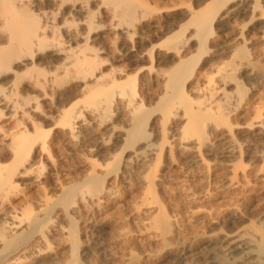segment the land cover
I'll return each instance as SVG.
<instances>
[{
  "label": "rangeland",
  "instance_id": "rangeland-1",
  "mask_svg": "<svg viewBox=\"0 0 264 264\" xmlns=\"http://www.w3.org/2000/svg\"><path fill=\"white\" fill-rule=\"evenodd\" d=\"M210 1L182 0L181 2H184L182 7L179 5L181 4L180 0L173 1V6H171L172 1H166L165 4L159 3L156 5L157 7L153 3L150 5L151 11L146 13V19L144 18V21L136 29L139 30L136 31L137 38L139 36L141 39L142 36V40L138 38L140 40H138V46L140 48L143 46L148 49L149 46H158L160 43L164 46V44H167V42L164 43V37H168L173 31L177 32L180 25L185 29L187 28V30L181 28L183 33L187 31L186 34L184 33L186 47L179 55L177 52H172L167 56L168 62L171 65H164L160 57L150 62V58L146 56L138 63L133 64L131 62L130 65L128 60L125 62L124 59L114 58V56L120 53L119 48L122 45L120 40L111 38L110 35L109 37L107 36L108 34H105V37L100 41L102 47L105 49V55L102 57L109 64L116 68H123L132 77L135 74L134 72L140 69L132 82L135 85L136 94L138 96L142 95L141 100L144 99L143 107L146 111L148 110L147 117H150L148 118L150 121H147L148 125L146 129L153 136L152 142L160 148L163 146V153L161 152L159 162L157 161L158 165L154 161V158L151 157V161L148 163L151 165L145 168H141L139 164L133 165L134 167L131 166L130 171L123 178L120 177L118 172V174L113 172L115 168L113 169L111 164L114 160L113 158H115L114 154H118L119 151L117 148H111V141L108 139L109 130H106L109 129L108 127L111 124L115 127L116 124L117 126L126 125L124 124L125 112L122 113L124 110L121 107H118L119 109L111 108L109 114L113 116L110 115L103 118L100 122L95 121L96 123L91 122L89 115L86 113H84L85 115L83 114V119H88L89 121L91 136L89 135V138L86 136L83 139L86 142L82 140L80 149L78 148L79 152L76 148V150L74 149L70 142L62 138L61 128L57 124L59 118L55 109L60 108V106L63 107L65 105L64 102L67 103L66 99L69 93L72 92L71 90L76 86V83H64V88L62 86L60 90L55 89L57 93L53 87L50 89L48 86L44 91L35 87V91H33L37 95V98L34 103L37 107L33 109L34 111L29 112L24 120L25 122L23 121V124H19L21 126H16L15 120L7 118V113L4 112L3 115H0V127L9 132L12 131L14 133V131L16 132L18 130L31 134L33 133L32 129L38 128L39 126V129L43 128L42 130L44 132L48 131V137L45 141L46 143L48 142L47 144H49L50 148L47 154H41L42 156L40 155V158L37 161L35 160L36 163L18 181L17 187L6 196L7 199L4 198L7 201L5 203L3 202V208L1 207L0 209V231L2 230V234H4L5 232L7 233L8 227L6 225L7 223L9 224L8 217L10 215L13 214L12 216H14L16 214L20 218L19 216L22 214H29L32 208V213H37L41 211L40 209L53 207V205L55 207L53 210L49 208L51 210L48 216L49 222L43 227L45 231L42 229V236L41 234H35L37 235L36 238H39V236L42 237L43 243L45 244L41 242L42 244L35 245L37 249L35 247L33 252H38L35 255H32L31 251L22 256H18L21 259L20 261L18 259L17 264L70 263V243L64 241L53 231L56 224L62 225L65 229L71 226L62 218V210L66 207L71 208H68V212H70L69 216H72L74 223L76 221L74 224L76 227L74 228L76 229L75 234L78 239L76 255L78 264H174L175 255L184 245H187L190 240L197 236L204 237L208 235L209 238L211 237L219 241L217 244L218 247L220 244L225 245L229 241V238L225 239V237L231 236L235 232H247L252 228L253 230L257 228L260 231H258V234L262 232L264 237V70L260 74L261 78L259 77V79L251 82L245 76L247 69L237 68L235 73L236 78L234 77V80L238 81L243 91H245L243 92V97H241L243 100L241 99V102H238V104H236L237 102L234 99L232 100L231 103L233 107H236V111L235 113L231 112L227 116V125L221 123L216 124L215 122L214 126L213 122H208L213 124H209L206 127V130H208L205 132H208L206 134L209 143L214 144L209 150L204 147L197 148L199 145L198 136L192 133V131L190 132L188 128L186 129L187 133L184 131L187 135L185 136L187 137L186 141L185 139L183 140V137H181L183 136L181 126H183L184 120L181 117V112L178 113L180 116L170 117V121L169 119H166V121L164 118L162 119L158 110L153 109L154 103H156L159 93L163 89L164 79L162 78L161 72L163 70L166 71L165 68L167 66L171 67L175 62L185 61V58H192L191 56H195V54L198 56L197 39H195L196 37L191 31V26L186 25V21H178V18L183 14V11H188V6L191 9L198 10V8L201 9L200 7L204 6L205 2L208 3ZM46 2L52 3L51 0H47ZM92 6V9L96 11V5ZM101 8L99 14L98 12L95 13L96 15L94 14L93 20L94 24L99 26L98 30L108 27L110 23V16H108L109 13H106V8ZM48 10L57 13L55 11L56 9L52 6ZM224 15L226 16V14ZM254 16V20H251L249 13H236V16L229 20H225L224 17V19L218 18L219 20L216 19L213 22L211 26L213 32L210 31L212 32V36L209 35L211 37L207 38V46H205L206 49L208 48L209 53L207 52L205 55H202L200 61H198V65L194 67L195 76L189 83L187 91H190L191 94L195 90L201 93L204 89V84L213 78L217 69L222 67L221 64L227 61V59L222 60L214 56L213 49L219 44L233 48L241 47L243 45L242 41L245 42L247 44L245 51L247 54L249 53L248 56H250L252 61H256L264 53V39L262 34L264 32V18L259 12L254 13ZM182 31H180L181 34ZM165 32L166 34H164ZM160 48L159 50H161ZM162 51L163 49L160 54ZM54 54L48 52L42 58L47 56L54 58ZM198 59L199 57H196V60ZM170 61L174 62L171 63ZM46 65L44 67L46 66L47 70L48 68H51L50 71L54 70L52 69L54 68L53 64ZM106 69H108L107 65L103 70ZM160 70L162 71L160 72ZM233 85L226 88L228 94H232L234 91ZM190 93L189 97H193L191 99L194 100V106L209 100V96L205 94L206 91L195 97ZM59 94L60 96H58ZM83 99L81 95H77L75 101L79 106H82ZM79 100L82 101L79 103ZM233 107L231 105V108ZM122 116L124 117L122 118ZM18 120L21 119L19 118ZM214 127L218 129L216 130L217 134L231 132L230 134L232 135L231 137L235 148L234 155L231 158L225 159L220 156L219 153L225 148V145H221L219 143L220 141L212 133V130H215ZM96 141L104 143L99 152L96 151V154L93 155L83 150V146H92ZM2 143L3 138L2 134H0V148ZM2 156L7 160L9 158L6 152H3ZM122 156L125 158V153ZM194 157H200L202 164L194 165L189 162ZM91 168L93 170L95 169V173L99 174V176H105L103 186L110 192L109 195L104 196L99 204L92 205L91 203L88 204V200V202L85 200L88 197L86 198V192L83 193L82 191H86V189L81 188L80 186L82 184H79L82 183L81 181L84 180L83 178H85L88 172L92 170ZM110 169L113 170L111 171ZM146 183H149V186ZM150 183L153 185L152 187ZM69 186L76 187L78 194L76 192L73 193L75 189H72L71 192ZM77 186H79V189ZM67 187L70 189L69 192ZM63 189H65L64 192H62ZM80 191L83 193L85 199L80 198ZM60 193L67 195V197L70 195V199L73 198V200L64 202L61 199L64 205L61 202L59 204V199L61 198ZM69 201H71V205ZM158 223L160 225L164 223V226H160ZM167 225L168 229H165ZM46 228H48L47 232ZM234 229L237 230L235 231ZM23 233L16 236L20 237L17 238L18 240L15 239V235L12 236V238L15 237V245L19 244L21 246L32 239L29 232L25 231ZM4 235L9 236V232ZM222 238L224 241L226 240V243H223V240H218ZM165 244L168 245L166 246ZM199 252L202 253L203 251L199 250ZM9 263L12 262L9 261ZM15 263L16 261L13 264ZM193 263L195 264L196 261ZM4 264H8V262ZM196 264H200V261Z\"/></svg>",
  "mask_w": 264,
  "mask_h": 264
},
{
  "label": "bare ground",
  "instance_id": "bare-ground-1",
  "mask_svg": "<svg viewBox=\"0 0 264 264\" xmlns=\"http://www.w3.org/2000/svg\"><path fill=\"white\" fill-rule=\"evenodd\" d=\"M46 1L47 0H0V115H3L4 112L7 113V118L15 120L16 126H21L19 124H23L29 112L34 111L33 109L37 107L34 103L37 98V95L34 94L35 87L42 91H44L45 88L47 89L48 86L50 89L53 87L54 90H60L62 86L64 88V83L66 82L76 83V86L71 90L72 92L69 93L67 99L64 97L67 103L64 102L65 105L63 107L60 106V108L55 109L59 118L57 124L61 128L62 138L70 142L74 149L76 148L78 151L82 140L86 136L89 138L91 134L89 121L88 119H83V114L86 113L89 115L92 123L95 121L100 122L101 119L112 115L109 114L111 108L117 109L121 107V109L124 110L122 111L120 109L122 113L125 112V115L123 114L125 117L122 116V118H125V120H123L126 125L117 126L116 124L115 127L111 124V126L108 127L109 129L106 130H109L108 139L111 141V148H117L119 151L118 154H114L115 158H113L114 160L112 159V164L110 162L113 169L115 168L113 172H118L120 177L123 178L124 175L128 174L131 166L134 167L133 165L139 164L141 168L151 165L148 164L149 161H151V157L154 158L157 164L163 146L160 148L155 146L152 142L153 136L146 129L148 125L147 121H150L148 119L150 117H147L148 110L146 111L143 107L144 99L142 97L143 100H141L142 95L138 96V94H136V88L132 82L140 69L134 72L133 78L132 75L128 74L123 68H116L109 64L108 61L102 57L105 55V49L102 47L100 41L105 37V34H108L107 36L110 35L111 38L113 37L120 40L122 44L119 48L120 53H117L118 55L114 56V58L124 59L125 62L128 60L130 65L131 62L133 64L138 63L144 56L150 58V62L160 57L164 65L170 64L167 56L172 52H177L179 55L186 47L184 33L186 34L187 31L183 33L181 29L183 27L181 25L178 27L177 32L173 31V29L172 31L174 33L171 31L172 34L170 33L168 37H164L165 42H163H167V44L163 46L162 43H160V46L158 45L159 48L162 47L160 48L161 50L163 49L160 54L161 50L157 48L158 46H149L148 49L142 46V49L145 48L143 50L138 46L140 37L138 36L139 39L137 38L136 31L139 30L136 29H138L137 27L139 24L144 21V18L147 17L146 13L151 11L150 5L152 3L156 6L159 3L165 4L166 1H172L171 6H173L172 4L175 0H51V5ZM181 1L182 0H180L181 4L179 5L182 7L184 2ZM92 5H96V11L92 9ZM50 6L54 7L57 13L52 12V10L49 11L48 8H50ZM101 7L106 8V13H109L110 23L108 27L98 30L99 26L94 24L93 20L94 14L97 12L99 14ZM189 7L190 6L187 8L188 11L185 10L182 12L183 14L180 15L178 21H186V25L189 27L191 26V31L194 33L195 39H197L198 56L196 54L195 56L192 55V58L189 57V60L185 58V61L179 57L182 61L175 62L176 64L174 63L171 67L167 66L168 69L166 67V71L163 70V68V72L160 70L162 78L164 79L163 89L161 93H159L153 109L158 110L162 119L164 118L165 120L179 115L178 113L181 112V117L184 120L183 126H181V130H183V136L181 137H183V140L185 139L186 141L187 137L185 136L187 135L185 132L188 128L190 132L192 131V133L198 136L199 145L197 148L204 147L209 150L214 144L209 143L206 134L208 132H205L208 130H206V127L211 124L208 122H213L214 126L215 122L216 124L221 123L227 125V116L231 114V112L235 113L236 111V107H233L231 103L232 100L234 99L237 102L235 103L238 104V102H241L243 92H245L238 81L234 80L237 68L240 67L243 70L247 69L245 71V76L249 81L253 82L259 79L261 72L264 70V53H262L256 61H252L250 56H248L249 53L247 54L245 51V46H247V44L243 41L241 47L229 48L222 44L215 46L213 49L214 56L222 60L227 59V61L221 62L222 67H219L215 76L204 84V89L202 87V92L206 91L205 94L209 96V98L207 97L209 100L204 103H198L196 106L193 104L194 100L191 99L193 97H189L190 91H187L189 83L195 76L194 67L198 65L201 56L208 52V48L206 49L205 46H207V38L212 36L211 33L213 31L211 30V26L216 19H224L225 17V20H229L236 16V13H249L251 15V20H254V13L258 12L261 13V16L264 18V0H211L208 3L205 2L204 6L200 7L201 9L198 8V10ZM224 14H226V16ZM183 30H187V28H183ZM180 31H182V34ZM164 34H166V32ZM262 34L264 39V32ZM192 37L194 38V36ZM192 37L190 38L192 39ZM140 40H142V36ZM48 52L55 53V57L52 58L47 56L42 58ZM196 57H199V59L196 60ZM46 64H53L54 68L52 69L54 70L50 71L51 68L47 70ZM44 65L46 66L44 67ZM106 65L108 69L103 70ZM53 66L51 65V67ZM160 72L159 74L161 75ZM159 77L161 78V76ZM230 85L234 86L232 94L226 92V88ZM56 90L55 92L57 93ZM201 93L195 90L192 94L195 97ZM77 95H81L82 99L84 98L83 104H81L82 106H79L75 101ZM58 96H60V94ZM137 97H140L139 100ZM81 101L79 100V103ZM231 105L233 108H231ZM18 117L21 120H18ZM57 124L55 125L57 126ZM39 127L33 128V133L31 134L18 130V132L16 131L17 133L15 131L13 133L12 131L9 132L0 127V134H2L3 138V143L0 148V209L5 201H7L4 198L17 187L18 181L21 180L24 174L36 163L40 155L49 152V144L45 141L48 137V131L44 132L42 130L43 128L39 129ZM215 128L216 127H214V129ZM216 130L218 129L212 130V133L216 139L220 141L219 143H221V145H225V148L219 153L220 156L225 159L231 158L234 155L235 149L231 137L232 135L230 134L231 132L217 134ZM189 135L188 132V136ZM88 138L86 139L88 140ZM187 140L190 141L189 139ZM96 142L97 144H95ZM96 142L93 144L94 146H83V150L88 154H96V151L99 152L101 147H103L104 141ZM3 152H6L9 156L8 160L3 158ZM124 153L125 158L122 156ZM189 162L194 165L202 164L200 157H194L190 159ZM113 169L110 170L112 171ZM95 171V169L90 170L85 178H83L84 180L81 181L82 183H79L82 184L80 186L81 188L83 187L86 189V191H82L80 188L83 193L86 192V198L88 197V199L83 197L84 195L81 191L79 194L81 197H79L82 199L84 198L86 201L88 200V204L91 203V205L99 204L104 196L106 197L110 194L109 190L103 186L105 182L103 179L105 176H99ZM148 184L147 186H149ZM150 186L152 187L153 185L150 183ZM78 187L79 186H77V188ZM70 189L71 192L72 189H75L73 193L76 192V187H70ZM70 189H68V192ZM64 191L65 189L62 190V192ZM76 193L78 194V192ZM60 195L59 204H61L63 200L64 202L73 200V198L70 199V195H68V197L62 193H60ZM73 197L75 196L73 195ZM70 203L71 201H69V204ZM62 204L64 205V203ZM63 207L65 208V206ZM49 208H52V210L55 209L54 205ZM49 208L40 209L41 211L37 213H32V208L29 214H22L19 216L20 218H18L16 214L14 216H12V214L8 217L9 224L7 223L6 226L8 227L7 233L9 232L10 237L4 235L7 234L6 232L2 234V230L0 231V248L2 251L0 252L1 254L3 253L2 255L0 254V264L6 262H8V264H13L15 261V264H17L19 259L18 256H22L31 251L32 255L38 253L37 251L34 253L33 249L35 250V245H40L41 242L43 243V240L42 237L39 236V238H36V236L39 234L42 236V229L44 230L43 227L49 222L48 216L51 213ZM68 208L66 207L62 210V218L71 226L67 225L68 229H65L62 225L56 224V226L53 225V231L64 241L70 243L69 250L71 260L69 264H78V259L76 257L78 239L75 234L76 229L74 228L76 227L74 226L76 221L74 223L72 216H69L70 212H68ZM3 225L2 227L5 226ZM162 225L164 226V223ZM47 229L48 228H46V232ZM165 229H168V225ZM252 230L253 228L249 229L247 232H235V234L233 233L231 236L225 237V239L229 238L227 243L223 238L218 239L226 243L225 245L220 244L219 247L217 245L219 241L211 237L209 238L208 235L204 237L197 236L192 240L189 239V243L184 245L181 250L179 249L180 251L175 255V261L173 260L175 262L174 264H192V262L195 261L196 263L200 261V264H264L263 234L262 232L260 233L262 236L258 234L260 231L257 228V231ZM25 231L30 233L32 239L25 244H23L21 240L23 244L21 246L19 244L15 245L16 242L14 243V238ZM13 235H15V237L12 238ZM165 245L167 246L168 244ZM199 250L203 251V254L199 252ZM203 255L206 256L203 257ZM9 261L12 263H9Z\"/></svg>",
  "mask_w": 264,
  "mask_h": 264
}]
</instances>
